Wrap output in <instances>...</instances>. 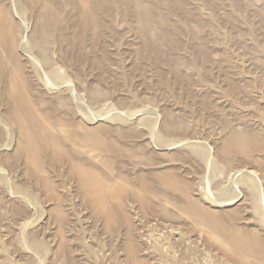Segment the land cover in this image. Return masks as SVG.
<instances>
[{
  "label": "rangeland",
  "instance_id": "374dc122",
  "mask_svg": "<svg viewBox=\"0 0 264 264\" xmlns=\"http://www.w3.org/2000/svg\"><path fill=\"white\" fill-rule=\"evenodd\" d=\"M263 241L264 0H0V264H264Z\"/></svg>",
  "mask_w": 264,
  "mask_h": 264
},
{
  "label": "bare ground",
  "instance_id": "6f19581e",
  "mask_svg": "<svg viewBox=\"0 0 264 264\" xmlns=\"http://www.w3.org/2000/svg\"><path fill=\"white\" fill-rule=\"evenodd\" d=\"M45 13H46V11H45ZM45 13H43V15H44ZM43 15H42V14L40 15V16H41L40 18L43 19V20L40 19V20L43 22V23L41 22L42 25H41V23L39 22V24L42 26L41 29H40V26H38V25H37V27H38L39 29L36 27V28L39 30V32H40V31L42 32V31L44 30V28H45V19H44V16H43ZM38 17H39V16H38ZM38 19H39V18H38ZM35 31H36V30H35ZM39 32H38V34H40ZM38 34H37V35H38ZM40 35L43 36V34H40ZM40 35H39V36H40ZM40 38H41V37H40ZM42 39H43V37H42ZM39 40H40V39H39ZM37 41H38V40H37ZM37 41H36V42H37ZM40 41H41V40H40ZM44 41H45V38H44ZM38 42H39V41H38ZM38 42H37V43H38ZM41 43H43V42L41 41ZM13 44H14V43L12 42L11 45H10V46L8 45V46L11 47V48H13V47H14ZM15 44H16V43H15ZM11 50H13V49H11ZM18 114H19V113H18ZM34 125H35V124H34ZM38 126H39V125H38ZM36 127H37V126H35V128H36ZM43 134H44V133H43ZM42 136H43V135H41V138H40V139L43 138V139H44V140L42 139V140H43V143H45V142L47 143V137H46L47 134H46V136H44V137H42ZM25 137H27V136H25ZM29 138H30V137H29ZM30 139H31V138H30ZM40 139H39V140H40ZM45 139H46V141H45ZM44 141H45V142H44ZM235 141H236V140H235ZM237 141H238V140H237ZM238 142H240V141H238ZM30 143H31V142H30ZM27 144H28V142H27ZM237 144H238V143H237ZM25 147H26V146H25ZM241 148H242V147H241ZM29 149H30V147H29ZM42 149H43V148H42ZM30 150H31V149H30ZM224 151H225V150H224ZM200 167H201V166H200ZM229 175H230V174H229ZM92 182H93V181H92ZM95 183H97V185H96ZM93 184H94L95 187H94V186H91V188L93 187L92 190H93V189H94V190L96 189L97 191H98V190H103V191H104V190L106 189L105 184H103L102 181H101L100 179L97 180V181L95 180ZM87 187H88V186H87ZM91 188H90V189H91ZM106 190H107V189H106ZM97 191H96V192H97ZM93 192H94V191H93ZM100 192H101V191H100ZM105 192H106V191H105ZM232 196H233V195H232ZM234 197H235V195H234ZM229 198H230V197H229ZM229 198L226 199L227 201H225V203L222 202V204H230V203H231V200H233V199L230 198V199H231V200H230ZM247 198H248V197H247ZM235 199H236V198H235ZM213 200H214V199H213ZM215 200H216V199H215ZM218 200H219V199H218ZM245 201H248V200L245 199ZM219 202H221V201H219ZM245 204H247V202H246ZM218 205H219V204H218ZM248 205H249V204H248ZM248 207H249V206H248ZM225 212H226V211H225ZM217 213H218V211H217ZM219 213H222V212H219ZM226 213H227V212H226ZM226 213H225V214H226ZM230 213H231V212H230ZM227 214H229V213H227ZM227 214H226V215H227ZM217 215H218V214H217ZM220 215H221V214H220ZM222 215H223V214H222ZM230 215H231V214H230ZM218 217H219V216H218ZM220 217H221V216H220ZM223 217H224V215H223ZM221 219H222V218H221ZM223 223H224V222H223ZM225 223H226V222H225ZM225 223H224V225H225ZM226 225H227V224H226ZM229 226H230V225H229ZM231 226H232V225H231ZM231 226H230V227H231ZM220 228H221V227H220ZM225 228H226V226H224L223 230H225ZM228 228H229V227H228ZM234 228H235V227H234ZM238 228H239V227H238ZM244 228H245V227H244ZM226 229H227V228H226ZM223 230H222V231H223ZM238 230H239V229H238ZM225 231H226V230H225ZM225 231H223V233H225ZM226 232H227L226 235H229L228 238L231 237V239H232L233 241H235V244H236V243H239V245H240L241 247L243 246L242 243H244L245 241H243V242L240 243V241H242L243 239L241 240L242 237L240 238V237H238L237 235H235V234H238V233H235V234L233 233V229H232V227H231V230H227ZM242 232H243V231H242ZM240 234H241V232H240ZM223 236H224V235H223ZM242 236H243V234H242ZM251 236H252V235H251ZM225 237H227V236H225ZM243 238L245 239V237H243ZM246 238H247V237H246ZM251 239H252V238H251ZM251 239H249V240H251ZM228 240H230V238H229ZM224 241H225V240H224ZM233 241H232V242H233ZM251 241H252V240H251ZM257 241H258V240H257ZM246 242H247V241H246ZM263 242H264V241H263ZM233 243H234V242H233ZM250 243H251V242H250ZM253 243H254V242L252 241L251 244H253ZM247 244H248V242H247ZM259 244H260V243H259ZM225 245H226V244H225ZM236 245H237V244H236ZM261 245H264V244L261 243ZM252 246H253V245H252ZM259 246H260V245H259ZM225 247H226V249H227V246H225ZM225 247H224V248H225ZM235 247H238V248H239L238 245L235 246ZM246 247H247V246H246ZM246 247L244 246V248H246ZM256 247H257V246H255V248H256ZM232 248H233V246H232ZM255 248H254V249H255ZM260 248H262V246H260ZM260 248H259V250H261ZM228 249H229V248H228ZM230 249H231V248H230ZM263 249H264V248H263ZM263 249H262V251H264ZM232 250H233V249H232ZM232 250H231L230 252H232ZM233 251H234V250H233ZM240 251L243 252V250H240ZM247 251H249V250H248V247H247ZM251 251H252V250H251ZM255 251H256V249H255ZM230 252H229V253H230ZM234 252H235V251H234ZM259 252H260V251H259ZM232 253H233V252H232ZM260 254H261V253H260ZM232 255H233V254H232ZM257 255H259V254H257ZM263 255H264V254H263ZM263 255L261 254V257H260V258H262ZM233 256H234V255H233ZM255 256H256V255H255ZM230 257H231V256H230ZM234 257H235V256H234ZM236 257H237V255H236ZM240 257H241V256L239 255V258H240ZM263 257H264V256H263ZM231 259H232V257H231ZM243 259H244V258H243ZM250 261H252V260H250ZM262 261H263V258H262ZM244 262H245V261H244ZM253 262H254V261H253ZM255 263H256V262H255ZM244 264H245V263H244ZM250 264H251V262H250Z\"/></svg>",
  "mask_w": 264,
  "mask_h": 264
}]
</instances>
